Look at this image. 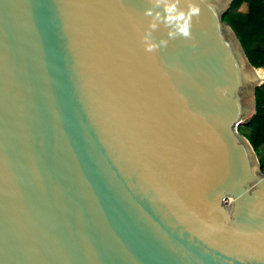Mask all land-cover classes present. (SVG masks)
Listing matches in <instances>:
<instances>
[{"label": "water", "instance_id": "obj_1", "mask_svg": "<svg viewBox=\"0 0 264 264\" xmlns=\"http://www.w3.org/2000/svg\"><path fill=\"white\" fill-rule=\"evenodd\" d=\"M194 2L147 54L146 0H0V264H264L263 77Z\"/></svg>", "mask_w": 264, "mask_h": 264}, {"label": "trees", "instance_id": "obj_2", "mask_svg": "<svg viewBox=\"0 0 264 264\" xmlns=\"http://www.w3.org/2000/svg\"><path fill=\"white\" fill-rule=\"evenodd\" d=\"M242 3L247 4L246 11L238 9ZM222 19L236 36L249 64L263 77L254 89V112L242 124L249 130L243 136L256 151L259 146L264 147V0H231Z\"/></svg>", "mask_w": 264, "mask_h": 264}, {"label": "clouds", "instance_id": "obj_3", "mask_svg": "<svg viewBox=\"0 0 264 264\" xmlns=\"http://www.w3.org/2000/svg\"><path fill=\"white\" fill-rule=\"evenodd\" d=\"M146 3L143 15L149 19L139 37L145 53L155 54L177 38H191L193 18L200 14V8L194 0H186L185 7H181V0H146ZM161 25L166 29V38L162 37L157 41L153 33Z\"/></svg>", "mask_w": 264, "mask_h": 264}, {"label": "rangeland", "instance_id": "obj_4", "mask_svg": "<svg viewBox=\"0 0 264 264\" xmlns=\"http://www.w3.org/2000/svg\"><path fill=\"white\" fill-rule=\"evenodd\" d=\"M239 10L241 11H246L247 10V4L246 3H242L239 8ZM258 70V69H257ZM259 72V70H258ZM260 73V72H259ZM248 120V118L244 121H242L240 124L237 125L236 127V131L241 133L242 135H246L249 133V130L247 128H245L242 124L244 122H246ZM255 157L257 159L258 164L262 165L263 167L261 168L262 170H264V147L259 146L256 151H254Z\"/></svg>", "mask_w": 264, "mask_h": 264}, {"label": "bare ground", "instance_id": "obj_5", "mask_svg": "<svg viewBox=\"0 0 264 264\" xmlns=\"http://www.w3.org/2000/svg\"><path fill=\"white\" fill-rule=\"evenodd\" d=\"M254 73H255V76H256L259 80L262 79V77H261L260 73L258 72L257 68H255Z\"/></svg>", "mask_w": 264, "mask_h": 264}]
</instances>
